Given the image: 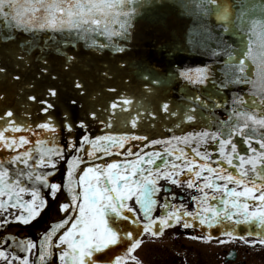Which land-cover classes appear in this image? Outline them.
Returning <instances> with one entry per match:
<instances>
[{
	"label": "snow or ice",
	"instance_id": "snow-or-ice-1",
	"mask_svg": "<svg viewBox=\"0 0 264 264\" xmlns=\"http://www.w3.org/2000/svg\"><path fill=\"white\" fill-rule=\"evenodd\" d=\"M146 6L166 5L164 0H0V19L5 24L0 31V76L21 81L22 75L10 73L8 64L14 61L19 68L26 63L21 50L27 49L19 43L20 39L30 43L25 34L51 33L43 43L52 49H40L38 75L34 74L37 81L52 83L45 85L41 96H27L41 105L44 122L33 126L28 120L31 113L26 112L20 120L10 108L0 114V153H7L0 155V230L33 226L53 210L64 214L38 243L0 235V264H142L135 253L144 243L143 236L154 242L164 237L166 229L177 226H222L223 235L231 240L264 248V0H191L183 5L202 22L208 39L215 40L212 55H227L228 63L219 82L210 66L178 73L186 85L205 89L211 85L216 92H208L206 97L188 96L184 108L163 102L159 111L179 117L174 128L182 133L167 139H151L128 130L139 128L145 115L155 120L156 112H149L143 103L134 109V97L116 87L107 89L116 95L106 106L80 115L89 81L85 73L76 71L81 53L64 51L84 41L97 53L111 49L113 54L127 55L134 21ZM210 20L212 28L207 23ZM117 68L127 72L123 63ZM102 75L111 79V69ZM65 77H70L72 94L64 100L60 122L54 123L51 113L56 103L51 98L61 100L56 82ZM173 78L155 66L145 67L143 90L155 94ZM233 84L250 86V98L233 96L229 108V102H221L217 96ZM3 101L5 94H0ZM222 108L228 114L221 120L216 110ZM101 112L107 115L101 117ZM95 121L109 131L92 136L88 129ZM184 124L193 130H183ZM58 128L69 134L63 146L56 137ZM76 128L82 130L79 137H73ZM134 141L147 143L138 146ZM149 145H163L164 149L145 151ZM209 145L216 146L218 159H213ZM120 156L124 159L95 163ZM61 160L66 163V180L55 182ZM162 180L199 193L190 198L194 211L169 198L159 205L157 194L171 192L170 187L160 185ZM65 191L70 199L61 202ZM175 199L172 195L171 200ZM158 205L161 214L156 216ZM122 223L131 227H121ZM239 225L256 226L259 231L247 233L255 239L238 236ZM188 239L211 242L213 236L192 235ZM228 242L218 241L221 245Z\"/></svg>",
	"mask_w": 264,
	"mask_h": 264
},
{
	"label": "water",
	"instance_id": "water-1",
	"mask_svg": "<svg viewBox=\"0 0 264 264\" xmlns=\"http://www.w3.org/2000/svg\"><path fill=\"white\" fill-rule=\"evenodd\" d=\"M23 2L24 0H20V3ZM186 3L190 4L191 0H164L166 6L142 8L140 15L134 21L133 39L126 44L127 55L113 54L111 49L97 53L88 48L84 41H79L75 48L70 46L64 48V51L68 52L69 55L81 53V65L76 71L85 73L89 81L88 94L81 100L84 108L79 110L80 115H84L94 108L99 109L101 106H106L107 102L116 95V93L108 92L107 89L116 87L121 93L134 97L137 102L133 105L134 109L143 103L149 112H156L155 120L145 115L141 126L137 129L129 127V131L140 135L147 134L151 139H167L173 134H182L181 129L174 128V124L179 122L180 118L167 116L159 111V106L163 102H170L173 108H184L188 96L201 94L206 97L208 92L215 93L216 90L211 85L206 89L186 85L178 73L186 69L210 66L217 82H219L224 78L223 70L228 63L227 55L222 57L212 55V50L217 47L216 42L213 39H208L201 27L202 22L197 16L183 7ZM207 23L209 28L214 27L211 20ZM4 29V21L0 19V31ZM25 35L30 43L25 44L24 39H20L19 43L27 49L26 51L21 50L26 63L19 68L16 67L14 61H10L8 64L10 73L22 75L21 81H11L10 78L5 80L0 76V89H2L0 94H5V101L0 102V114L10 108L16 114L17 119L20 117L24 120L25 111L30 110L28 113L31 115L28 120L35 126L41 120L44 122V119L42 116H38L40 109L37 103H31L32 101L27 100V96L30 94L41 96L45 85L52 83L50 81H37L34 76V74L38 75L39 57L42 54L40 49H44L46 52L52 51L48 45L43 43L51 33H36L34 36L32 34ZM57 39L61 38L57 36ZM99 39L103 40L104 38L100 37ZM235 39L238 40L239 38L236 37ZM229 42L231 43V41ZM49 43L51 42L49 41ZM236 46L238 45H234V47ZM176 48H179L178 52L175 50ZM118 63L125 64L127 72L119 71ZM151 66H155L158 72L174 77L166 88L158 90L155 94H148L143 90L142 73L145 67ZM108 69H111V79H105L102 75ZM125 81H130V83H125ZM56 83L61 90V100L52 99L56 103V107L51 114L54 123H59L65 107L64 100L72 92L70 77L62 78ZM29 84H36L37 86L32 88L28 86ZM249 91L250 86L233 84L223 89L217 98L221 99V102L227 100L230 108L233 96L242 95L248 99L250 98L247 95ZM227 114L223 108L216 110V116L221 120ZM100 115L104 117L107 113L101 112ZM149 124L153 126L149 127ZM92 127L91 125L90 128ZM169 128H173L174 131L169 132ZM183 130L192 131L193 127L184 124ZM89 132L93 134L91 131ZM237 141L239 143V138ZM254 146L258 147L255 144ZM244 147L241 143L240 148L243 149ZM208 150L213 155L216 154L215 145H209Z\"/></svg>",
	"mask_w": 264,
	"mask_h": 264
},
{
	"label": "flooded vegetation",
	"instance_id": "flooded-vegetation-1",
	"mask_svg": "<svg viewBox=\"0 0 264 264\" xmlns=\"http://www.w3.org/2000/svg\"><path fill=\"white\" fill-rule=\"evenodd\" d=\"M80 135L81 134L79 133H73V137H79ZM68 136L69 134L67 132H61V135L59 134L56 137L58 138L59 143L64 145L68 139ZM33 139L35 138L33 137ZM133 143L138 146H141L140 141H134ZM135 150H138V148H135L134 151ZM145 151H163V150H145ZM0 155H7V153H0ZM85 158L87 157L85 156ZM112 159L122 160L124 159V157L123 156L105 157L102 160L96 161L95 163L111 162ZM86 166L88 165H85L84 167ZM58 173L59 171L54 177L55 182H58V178H59ZM160 185L162 187H170L171 192L169 193V192L161 191L160 193L157 194L159 205H162L164 203L165 198H169L170 202L177 204V205L183 203L187 206V209L189 211H194L195 205L191 202L190 198L192 195H199V193H197L194 189L188 190L184 187L168 185L167 181H163V180L160 182ZM172 195H175L176 197L175 200H171ZM61 202H65V201L61 199ZM159 205L157 206V209L155 212L156 216H159L161 214V208L159 207ZM134 206L137 208L139 207L138 205H134ZM60 215L61 213H58L55 210H53L52 212H49L46 215H44L39 220V222L34 223L33 226H29L27 228L23 226H13L11 227L9 232H4L3 230H0V235H4V236L5 235H10V236L16 235L17 237L21 239L31 235L30 239H32L33 241H36L37 238L41 235V233L45 229V227L47 226L49 220H55ZM141 217H142V214H141ZM125 226L131 227V225H125L123 223L121 224V227H125ZM224 230L225 228L222 226H214L211 229H208L206 227L183 229L179 226L171 228V229H166L164 237L157 238L154 242L151 237L143 236L144 243L142 247L137 250L135 255L140 259L142 264H247L248 263L247 261L248 252H253L255 255L257 254L264 255V248H260L259 246H257L256 248L249 247L242 240H239V239L231 240V238L223 235ZM250 230L259 231V229L254 225L253 226L239 225L237 226V229H236L238 236L243 235L248 240H254L255 239L254 236L247 235L248 231ZM208 234H211L213 236V240L210 243L215 244V245H211V246L217 247L218 249L220 247V250H222L221 253H218L211 259H208L205 261H199V258L193 257L192 260H188L190 256L186 258L185 254L183 253V249H184L183 245H181L179 250L174 249V248H177L178 241L182 238L186 240H190L188 239L189 236L208 235ZM161 239L168 240L173 245H162V243L160 242H163V241H159ZM220 239L230 240V242L221 245L218 243ZM194 242L203 243L205 241H194ZM147 243L149 245L148 247L147 245H145ZM157 245H159L160 247H157ZM171 246L174 247L172 248L174 250L173 252H170ZM145 251L148 253L147 254L148 258L143 259L141 257V253ZM166 252L171 253L170 254L171 259H169V261L165 259L168 256V254H165ZM254 264H264V263L262 262L261 258H259L256 262H254Z\"/></svg>",
	"mask_w": 264,
	"mask_h": 264
},
{
	"label": "rangeland",
	"instance_id": "rangeland-1",
	"mask_svg": "<svg viewBox=\"0 0 264 264\" xmlns=\"http://www.w3.org/2000/svg\"><path fill=\"white\" fill-rule=\"evenodd\" d=\"M159 241H163V242H160V243H162V245H173L170 243V241L165 240V239H161ZM145 245H147V247L149 246L148 243ZM181 245H183V247H184L183 253L185 254L186 258H188L190 256V258L188 260H192L193 257H195V258H199V261H205V260L213 258L215 255H217L218 253H221V251H222V250H220V247L218 249L217 247L211 246V245H215V244H212L210 242H203V243L198 242V243H196L193 240H186V239L182 238L178 241L177 248H174L173 246H171L170 252L174 251L172 248L179 250ZM157 247H160V246L157 245ZM222 249H223V247H222ZM170 252L165 253V254H168V256L165 258L168 261H169V259H171L170 258V256H171ZM147 254L148 253L145 251V252L141 253V257L143 259H146V258H148ZM247 254H248L247 255V261H248L247 264H254V262H256L259 258H261L262 262L264 263V255L263 254L262 255L261 254L255 255L253 252H248Z\"/></svg>",
	"mask_w": 264,
	"mask_h": 264
},
{
	"label": "bare ground",
	"instance_id": "bare-ground-1",
	"mask_svg": "<svg viewBox=\"0 0 264 264\" xmlns=\"http://www.w3.org/2000/svg\"><path fill=\"white\" fill-rule=\"evenodd\" d=\"M17 135H18V134H17ZM92 135H93V134H92ZM60 145L63 146L62 144H60ZM61 162H63V161H60V163H61ZM60 163H59V164H60Z\"/></svg>",
	"mask_w": 264,
	"mask_h": 264
}]
</instances>
